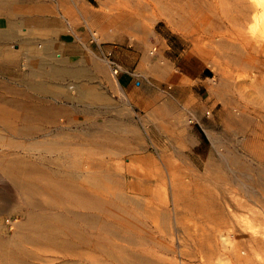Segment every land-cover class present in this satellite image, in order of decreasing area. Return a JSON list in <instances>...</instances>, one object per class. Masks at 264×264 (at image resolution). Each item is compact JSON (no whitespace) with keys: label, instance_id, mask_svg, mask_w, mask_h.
<instances>
[{"label":"rangeland","instance_id":"rangeland-1","mask_svg":"<svg viewBox=\"0 0 264 264\" xmlns=\"http://www.w3.org/2000/svg\"><path fill=\"white\" fill-rule=\"evenodd\" d=\"M234 1H45L48 8L51 7L53 10V12H47V15H58L59 18L58 22L54 20L43 22L44 28L47 27L53 31L51 36L58 45L57 53H60L62 58H65V55L69 58L74 55L75 50L64 48L63 44L58 41V36L64 37V32H66L68 34L65 38L69 40L70 32H74L75 29L82 31L89 41L91 51L87 52L88 45H86L85 61L84 59L78 61L80 64H87V58H89L94 71L80 78L66 79L59 83L63 85L58 86L57 89L64 92L55 101L51 97L38 95L32 100L52 107L75 109L83 117L82 121L86 119L85 123L81 122L77 126L71 125L66 128L62 127L67 126L65 118L58 117L56 127L63 132L57 135L58 138H54L81 143L80 146L77 144L73 147V149L77 147L75 152L78 151L77 158L81 162L108 164L112 167L117 165L115 168L119 169L120 175L122 172L119 171L122 168V171L131 174L127 180L132 179L136 185L135 187L128 186L129 188L125 189L127 193L125 196L128 198L131 195L129 198L132 199L136 195L138 201H135L136 198L132 201L136 203L141 201L136 206L128 207L133 208L135 214L137 212L138 219L147 224L145 227L147 230L142 229L144 231L142 232L141 229L136 228L140 230L143 240L140 239L130 244L122 241V245L128 247L127 250L137 251L145 258L157 262L156 264H236L237 262L239 264L241 258L240 264L241 262L242 264H264V185L248 182L243 178L241 180L235 178L224 164L221 165L220 159V153L224 151L223 145L227 144L250 164L249 173L253 177L257 176L258 169H264V161L258 162L253 153L249 152V150L259 152L258 148L261 147L262 152L260 153H264V15H262L264 14V9H262L264 0ZM121 2L126 3L128 9L135 12L138 28L142 29L143 22L146 24L147 27L143 26L144 33L140 30L123 32L122 27H117L120 25L112 20L93 15L94 17H90L92 19H88L93 30H98L102 24H107V30L111 34L101 40L96 39L100 35L99 33L93 34L92 30L88 29L85 24L87 16L85 17L84 10L105 9L108 12L110 9L109 12L112 13L117 11L116 5L123 6ZM20 3L22 7L15 10L18 22H21L20 19L23 17L30 18L29 8L34 4L32 2ZM40 3L42 2L36 4ZM135 3H139L136 5L143 8L137 7ZM154 3L157 9L152 8ZM69 12L74 14L70 15ZM108 20L109 25L106 23ZM30 21L28 19L24 25L21 23L20 26L18 25L20 34L29 31L35 25ZM151 47L156 49L153 53L150 50ZM73 60L78 64L77 60ZM110 62L119 65L121 71L118 74H113ZM6 68L2 67L0 80L3 79L6 83L13 84L12 86L18 85L21 80H15V74L7 71ZM156 73V76L162 75L163 78L157 80ZM200 74L210 77L207 83L209 94L202 93V98L199 97L195 88L197 86L196 77ZM121 75L126 77L123 83L119 80ZM175 76H179L182 81L185 80L187 83L185 90L175 89ZM72 82L103 91L107 98V111L102 112L100 105L102 102L90 101L89 105L91 104L93 112L83 115L81 103L75 100L69 102L63 96L67 92L75 97V90H69L64 86ZM104 116L107 119L120 120L127 126L133 127L142 138L141 146L131 143V140L127 138V140L116 138L113 141H117L114 143L117 149L114 148L113 143L109 144L110 146L107 144V147H104L105 150L104 148L96 149L92 142L93 145L83 146L82 144L87 141L83 131L84 127L89 123L101 124ZM189 118L192 119L191 122H187ZM239 126L242 131L239 130ZM49 128L54 129L55 125ZM215 136L221 138L220 143L213 141ZM9 140H11V145L8 147L4 143ZM28 141L30 140L26 138L5 136L0 143V147L4 145L1 148L5 149H1L0 154L13 150L9 154L13 156L24 154V157L28 156L31 160L39 161L37 160L39 157L37 149L26 151L20 145ZM79 148L84 151L81 152ZM42 155L50 161L53 160L52 162L56 161L59 164L65 162L63 157L57 158L55 153L42 152ZM85 156L87 158L83 159ZM209 163L212 166L221 165V169H218V177H213L214 179L212 176L209 179V176L204 175L202 166ZM153 164H157L156 167ZM131 165H135L136 169L139 168L138 171L133 170ZM222 166L225 167L222 168ZM165 167H168L167 172L172 175V178L175 176L173 185L177 186L176 188L170 185V175L166 173ZM140 168L141 170L142 168L143 170L148 169V171L146 170V173L142 175ZM183 171L187 173L183 175L185 179L182 176L185 174ZM148 172L151 175L148 176ZM219 174H222L227 181L221 180L219 177L222 175ZM164 175L169 178L167 176L164 178ZM137 181L143 187L139 186ZM145 183L146 187H144ZM5 188L10 190L12 186L0 177V228L6 229L11 235L17 229L19 230L17 227L25 218L17 213L18 197L13 193V189L4 192ZM143 188H146L145 192ZM149 207H152V210ZM86 233L88 238L96 234L90 230ZM118 243L121 244V241ZM79 250L81 258L58 251L42 252V254L34 249L40 254L39 263H56L64 260L72 262L75 259L76 264H91L93 257L96 258L99 254L91 246L89 248L83 246ZM93 252L97 255L95 256ZM100 257L97 256V258ZM109 263L115 264L112 261Z\"/></svg>","mask_w":264,"mask_h":264},{"label":"bare ground","instance_id":"bare-ground-1","mask_svg":"<svg viewBox=\"0 0 264 264\" xmlns=\"http://www.w3.org/2000/svg\"><path fill=\"white\" fill-rule=\"evenodd\" d=\"M45 1L46 0H0V14H6V17L9 18L8 29L0 31V40L12 41V38H16V32L19 33L18 27L20 26V22H18V20L16 19L17 15L15 16V10H17L18 7H22L20 6L22 4L20 2L34 3H31L32 5L29 8V11L31 12L29 19L31 20V23L35 24L30 28L29 31L23 32V34L21 33L23 36L22 40H24V42L21 43V46H18L16 48L9 46L0 47V59L2 58L4 60L3 63L9 62L11 59L16 58L14 56L16 50V52L20 53L21 51H23V53L25 54V56H22L24 57V62L22 61V65L25 68L24 76L21 81H19L18 85L12 86L13 84L6 83L3 79L0 80V143L3 140V137L5 136H12L13 138L19 139L26 138V140L28 139L30 141H28L27 143L20 144L22 145L23 150L28 151L29 149H37L39 156L37 159L39 161H36L31 160V158L29 159L28 156L24 157V154L20 156H13L12 154H9L13 150L9 151V153H5V151L2 150V152L4 151V153L0 154V177L2 179L4 178L5 180H7L12 186L13 193H15L18 197L17 203L19 207L17 213L21 214L25 218L22 223H19L20 225L19 227H17L19 228V230L17 229L11 235L8 234L6 229L2 227L0 228V264H76L75 259H73L72 262L64 260L56 263H39L38 260L40 258V254L34 251V249L39 250L40 253L58 251L66 255L81 258L79 248L83 246H85L86 248L87 246L88 248L89 246H91L92 249L95 250V252H98L100 254L97 255L93 252L95 256H101L100 258H97V256L96 258L93 257V259L91 260V264H110L109 261H112L115 264H156L157 262L155 263L151 259L145 258L143 255H140V253H138L137 251H133L131 249L127 250L126 248L128 247L122 245V241H125L126 243L129 242L130 244L140 239L143 240L139 229L144 232L142 229H145V227H147V224L138 219L137 212L135 214V210H132L133 208L128 207L133 205L136 206V204L140 203L141 201L140 200L137 203L135 202L137 200L136 195L133 196L134 198L132 199L129 198L131 197V195H129V199L125 196V194H127L125 193V189L128 186L131 187L136 185V183H134L132 179V181L127 180L130 177L129 175L131 174L126 171H122V168V170L119 171L122 172V174L120 175V173H118L119 169L117 170V168H115L117 165L115 167H112L108 164H85L86 162H81L77 158L76 153L78 151L75 152V150H77V147L76 149H73V147H75L74 145L78 144L80 146L81 143H76V141H67L66 139L61 140L54 138L63 132L62 130L58 129L59 127H56L58 117L63 116L65 118L67 126L63 125L62 127L66 128H69L71 125L77 126L78 124H81V122L85 123L84 121L86 119L82 121L83 117L80 116L78 114L79 111L77 112L75 111V109H66L61 106L52 107L46 104H42V102H35L34 100H32L34 96L38 95L44 97H51L55 101L56 99L60 98L64 92L62 90L57 89L58 86L63 85L59 83H62V81L66 79H75L77 77L80 78V76L82 75H87L86 71L81 70L84 68H78L77 62L75 63L72 58L65 59L62 58L63 56H61L60 53H57L58 45L51 36V33L53 31L49 30V28L47 29V27L44 28L43 22H46L47 20H54L58 22L59 18L57 17V14V16L52 14L47 15V12H53V10L51 7L48 8L49 6L45 4ZM37 2L42 3L36 4ZM146 3L149 4L150 2ZM122 4L123 6H120V4L118 6L116 5L117 11L112 13L109 12L110 9H107L108 12L105 9V11L103 9H96L95 11L89 9L84 10L85 14H83L85 15V17L87 16L85 24L87 25L88 29H91V32H93V34L99 33L100 35L97 38L94 36L96 39L101 40L102 38L111 36V34H109L107 30V24H102V26L98 30H93V26L90 24L88 19H92L90 17H94L95 15L105 19L108 18L113 22L119 24L120 26L117 27H122L123 32H128L129 30L143 31V26L147 27L146 24L143 22V26L141 25L142 29L140 27L138 28V21H135V12L131 9H128L126 3L123 2ZM136 4L139 5V3H135V5ZM239 4L240 3H238V5ZM152 5V8L157 9L155 3ZM137 7L141 8L142 6ZM262 9H264V7H262ZM44 13L46 14V16L44 15ZM72 13L70 14L69 12L70 15L74 14ZM144 17L148 18L147 16ZM72 20L74 21V18H72ZM22 21H24L23 18ZM149 22L151 23V21ZM106 23H108L109 25V20ZM147 24L149 25V23ZM150 50L153 53L156 49L154 47H151ZM153 63H155L154 60ZM157 73L155 74V76L157 75ZM159 73L161 74L162 72ZM161 78H163L162 75L156 76L157 80H160ZM171 83H173V81ZM179 84L180 86H183L181 85V82ZM64 86H66L69 90H75V97L71 96L67 92L64 93L63 96L69 102H73V100H75L77 101V103H81L83 107V115L84 113L90 114L93 112L91 111V104L89 105L90 101L100 103L102 102L100 104L103 109L102 112L105 113L107 111L108 103L105 93L103 91L97 90L95 88L91 89V87L87 86H81L77 84V82L65 84ZM94 119L93 121H95ZM191 121L192 119L189 118L187 122ZM52 125H55L54 129L49 128V126ZM84 128L85 129L83 131L87 141L82 145L89 146L93 145L92 143H94L96 149L104 147L106 148L107 144L108 146H110L109 144L111 143H117V141L113 142L116 138H127L131 140V143H135L137 145H140L142 141L141 136L136 131H134L133 127L131 128L127 126L126 124H124V122L122 123L120 120L107 119L105 116L102 117L101 124L98 125L96 123H89ZM240 129H242L241 126H239V130ZM47 136L52 137L46 138ZM42 137L45 139H38ZM11 140L13 141V139ZM11 140L4 143V145H8L9 147L11 145ZM213 141L215 143H220L221 138L215 136L213 137ZM4 145H1V147H4ZM83 146L82 148L86 149V147ZM1 147L0 150L5 149ZM134 147L137 146L134 145ZM105 148L103 150H105ZM114 148L117 149L116 145ZM258 149L259 152L254 150H249V152L253 153V156L258 162L264 161V153H260L262 152L260 151L261 147ZM223 150L224 151L220 153V159L222 161L221 165L224 164L228 168V170L233 173L235 178L240 180L241 178H243L245 181L256 182V184L258 183L260 185H264V169H258L256 171L257 176L253 177V175L249 173V171L251 170L250 164L243 160L240 154L235 149L231 148L227 144H224ZM83 151L81 150V152ZM109 151H111V149ZM42 152L55 153L57 158L63 157L65 159V162L62 164L56 163V161L52 162L53 160L50 161L49 159H46L45 156L42 155ZM86 158L87 157L85 156V158L83 159ZM138 158H140V156ZM50 162H52V164H50ZM122 165L120 166L122 167ZM141 165L144 166V164ZM151 165L152 164H150V166ZM153 165L156 167L157 164ZM221 165L215 164L214 166H212L210 163L205 164L204 167L202 166V168L204 169V175L209 176V179L211 176L212 178L216 177L218 174V169H221ZM134 166L133 170L137 168L136 166L134 168ZM225 166H222V168H224ZM167 168L168 167H165L166 173L170 175V173L167 172ZM138 169L136 170L138 171ZM133 170L132 172H134ZM142 170L140 168V174L146 173V170L148 171V169L143 170L144 172ZM223 172L224 171H222V173ZM183 173H185V171H183ZM144 175L146 176V174ZM149 175H151V173L149 174L148 172V176ZM167 175H164V178ZM183 175H187V173L182 174V176ZM158 176L159 175H157L156 177L159 179ZM174 177L175 176H173L172 178V175H170V178H168L170 181V185H172L173 188H176L177 186L175 187V185H173L175 184L173 183L175 180ZM184 177L185 176H183V178ZM219 178L223 180L225 177L222 175ZM182 179L181 181H183L184 183L185 178L183 180ZM150 180L152 179L150 178ZM181 181H179V183ZM98 185L102 186L97 188L96 186ZM139 186L143 187V185L140 184ZM144 187H146V183ZM99 188H101L102 190ZM5 189H3L4 192L12 190H9V188H7L6 190ZM145 189L143 188L144 191H142L145 192ZM172 194H174V192ZM173 197H175V195ZM134 199L135 201H132ZM149 208L152 210V207ZM175 208L173 209L175 210ZM211 213L214 212L211 211ZM211 213L209 215H211ZM136 228L139 229L137 230ZM88 230L96 234L94 236H92L91 234L92 237L88 238V236H86V234H88L86 233ZM146 230L147 229H145V231ZM118 241H121V244H119ZM240 251L238 252V257L240 255ZM241 259H239V264ZM77 262L79 263L80 261H78L77 259Z\"/></svg>","mask_w":264,"mask_h":264},{"label":"crops","instance_id":"crops-1","mask_svg":"<svg viewBox=\"0 0 264 264\" xmlns=\"http://www.w3.org/2000/svg\"><path fill=\"white\" fill-rule=\"evenodd\" d=\"M6 16H7L6 14H3V13L0 14V31L6 30L9 27L8 26L9 25V23H8L9 22V18L6 17ZM28 19L29 18H27V17H23L24 21H22V19H21L22 22H20V23H22V24L27 23L26 20H28ZM67 34L68 33L64 32V37L58 36V41L63 44L64 48H71V49L75 50L74 55H72V56L70 55L71 56L70 58L75 59V60H77V59L78 60L79 59L83 60L84 59V61H85V58H84L85 57V52L84 51L86 49V45H88V49L90 48L89 50L91 51V47H90L89 41L85 37V34H83L82 31H79V30L75 29L74 32H70L69 33L71 35V38L69 40H67L65 38V35H67ZM22 37L23 36L21 34L16 32V38H12V41L0 40V47L9 46V47H15L16 48L18 46H21L22 45L21 43L24 42V40H22L23 39ZM77 38H79L80 40L77 39ZM14 40H16L17 42L14 41ZM7 41L10 43V45H9V43ZM89 50H87V52H90ZM16 51L14 53L15 54L14 56L16 58L11 59L9 62H4L3 63L4 60L1 58L2 59V61H1V59H0V70H2V67H7L6 68L7 71L12 72V73L15 74V80L16 79L21 80L22 77H23V70H24L22 65H21V63L23 61V58H24L22 56H25V54L23 53V51H21V53L20 52H16ZM16 53H18V54H16ZM88 55H89V53H88ZM64 57H65V59L69 58V56H66V55ZM87 60H88L87 64L83 63V64L79 65L80 63L78 62L77 67L78 68H84V69H81V70L86 71L87 74H90V73H92L94 71V67L89 62L90 61L89 58H87ZM5 64H7V65H5ZM87 69H88V71H87ZM125 78H126L125 75H121L119 77L120 82L121 83L125 82ZM209 79H210V77L208 75H206V74H202V75L200 74V75H198L196 77L197 86L195 88H196L197 93H198L200 98H202V93H204V92L209 94V86L207 84ZM177 81L179 83L181 82V85H183V86H180V84ZM175 84H177V85H174L175 89H179L180 91H183V89L185 90V88H187V83L185 82V80L182 81L179 76H175Z\"/></svg>","mask_w":264,"mask_h":264},{"label":"built area","instance_id":"built-area-1","mask_svg":"<svg viewBox=\"0 0 264 264\" xmlns=\"http://www.w3.org/2000/svg\"><path fill=\"white\" fill-rule=\"evenodd\" d=\"M110 67L112 69L113 74H115V75L121 71L119 65L116 64L115 62H110Z\"/></svg>","mask_w":264,"mask_h":264}]
</instances>
